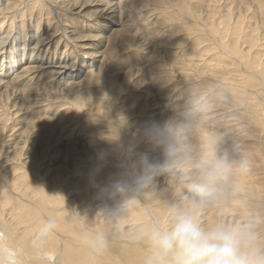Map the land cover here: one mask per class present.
<instances>
[{
    "label": "bare ground",
    "instance_id": "6f19581e",
    "mask_svg": "<svg viewBox=\"0 0 264 264\" xmlns=\"http://www.w3.org/2000/svg\"><path fill=\"white\" fill-rule=\"evenodd\" d=\"M51 1L58 4L54 14L44 0L0 2V30L10 25L0 31V57L10 53L13 63L33 59L19 63L9 82L4 77L13 65L3 67V61L0 86L34 80L54 83L59 87L52 89L64 99L60 107L66 109L49 117L54 98L35 100L39 115L33 120L39 124L30 130L28 144L24 138L8 144L11 134L5 130L11 118L2 111L0 257L8 249L12 264H165L144 233L162 225L172 210L186 206L193 195L191 185L201 182L198 165L209 158L225 163L227 171L210 186V203L200 210L203 225L252 224L254 249L264 260V0L255 5L258 25L252 21L255 14L246 12L250 0H150L171 37L164 46L166 55L149 69L158 82L154 95L137 91L135 85L130 92L127 71H117L125 63L118 43L133 45L121 18L129 13L132 0H93L101 8L82 14L86 3L81 0ZM42 16L54 24L40 32ZM94 17L107 20L95 21L99 27L107 25L108 32L98 60L87 41L98 35L80 34L87 18ZM26 23L33 29L26 38L35 39L27 51L21 41ZM51 46L53 52L48 53ZM138 50L135 45L132 53ZM80 59L82 70L77 67ZM114 64L119 66L116 70ZM78 72H83L81 79ZM174 77L184 83L180 93L190 96L194 106L188 108L185 122L189 142L177 140L180 108L169 105L172 112L165 118L158 104L162 101L165 107L172 92L180 94L170 81ZM167 80L171 87H165L170 85ZM70 87L79 89L72 92ZM143 120L149 126L140 125ZM38 125L43 129L36 131ZM25 144L29 151L22 153ZM154 144L160 151H154ZM142 158L164 163L157 169L164 172L154 169L147 185L136 179ZM242 160L246 167H241Z\"/></svg>",
    "mask_w": 264,
    "mask_h": 264
},
{
    "label": "rangeland",
    "instance_id": "374dc122",
    "mask_svg": "<svg viewBox=\"0 0 264 264\" xmlns=\"http://www.w3.org/2000/svg\"><path fill=\"white\" fill-rule=\"evenodd\" d=\"M71 1H73V0H71ZM81 1L86 3V5L82 7V9L80 11V14H82L83 11H87V10L89 11V10H95V9L101 8V6H99L98 4H94L95 1H93V0H85V1L81 0ZM0 2H2V0H0ZM44 2H45L46 7H48V8L50 7L49 10L52 12V14H54L55 11L57 10V8H55L57 3L56 2H52L51 0H44ZM131 2H133V4L130 6L131 9H130L129 13L127 14V16L125 18L123 17V13H122L121 14V18H122V20L124 19V21L126 20L127 29L129 31L126 34H129L131 37H133L131 39V43H133V45H129L128 47H126L124 44H122V43L119 44L118 43V55L120 54L119 56L125 57L124 58V62L125 63L123 65H119L120 68L123 67V69H118L117 71H120V70L122 72L127 71L128 76H129V80H128L129 81V83H128L129 88H132L135 85V89H137V91H148V92H150L151 95H154L155 89H154L153 86H156L158 82L157 81L155 82V79L153 80V78H152L153 75L150 74L149 69L151 68L152 63H153L154 60H161L166 55L165 51H164L165 50L164 46L167 45L166 44L167 41L171 42V37H167L168 34H169L168 33V25H167V23H162V22L159 21L160 17L158 16V9H156L157 5L154 4V2H152L150 0H132ZM80 4L81 3H78V5H80ZM219 4L221 6L225 5L224 1L222 3L220 1ZM257 4H258L257 0H252V2L250 0V1H247V4L245 3V8L246 7L248 8L246 10V12H251V13L255 14V16L253 17L252 21L254 22V24L257 23V25H258L259 21H261V19H260L259 15H258L259 11L257 12L258 7L255 6ZM202 5L203 6H201V8L205 9L206 3L204 2ZM201 8H199V9L201 10ZM253 8H255V9H253ZM78 9L79 8L75 9L74 11H76ZM238 10L243 14L241 8H238ZM201 11H202V13H204L203 10H201ZM69 12H70V10H68L66 14L68 16H72V15H69L70 14ZM49 17H51V14H50ZM46 18H47L46 16H42L41 17V20H40L41 24H40V28H39L40 32H42L43 29L46 28V27H44L46 25H49L51 28L53 27L54 20L51 21L50 24H47L46 21L49 18H47V19ZM51 18H50V20H51ZM80 18H83V17H80ZM242 19L246 22L247 21V15H244ZM95 21L96 22L99 21V23H100V22H106L107 20H102V19H99L97 17L87 18V23H85L84 25L86 26V25L90 24L92 27H90L89 29H85V26H84L83 30L81 29L80 34L85 32L84 34L98 35V36H96L94 38L92 36V40H90V39L87 40L88 42H90L92 44V51H93V53H95V55H98V56L95 57V59L98 60V59L101 58L99 55H100L101 51L104 49V47L106 45V41L104 40V37L108 34V32H107V29H106L107 25H105L104 27H99L100 24H96ZM33 24L34 23H32V25ZM5 25L2 26L0 31H4V30L7 29V27L10 26V25L5 26ZM15 25H17V22L15 23ZM11 28L13 29V25L11 26ZM25 29H26V33H25L26 36H25V38H23V40L21 39V41L22 42H26L25 45H22V47L25 48V51H27V49L29 50V48L32 47V45L35 42V39L26 38L28 33H31V32L33 33V29L31 30V28L27 25V23H26V28ZM69 29H71V28H68L67 30H69ZM97 30H99V31H97ZM22 32L20 33L21 35L19 36V38L22 36ZM11 33H13V32H11ZM14 36H15V34H14ZM16 38H17V35H16ZM19 38L17 40H19ZM28 40H30V41H28ZM140 44H142L143 46L140 45ZM135 45L140 47V49L142 51L138 50L137 53L135 51H133V53H132V49H133V47ZM157 46H160V47H157ZM182 47L183 48L187 47V45L186 46H182ZM14 49H16V48H14ZM157 49H158L159 52L157 51ZM181 50L182 49H179L178 52H180ZM10 51L12 53V50H10ZM60 51H61V48L56 49L55 56L58 55L60 53ZM52 52H53V47L51 46L50 50L48 51V53H52ZM160 52L162 54H160ZM138 53H140L139 54L140 57H138ZM133 54L134 55L136 54L137 57L133 56ZM157 54H159V55H157ZM9 55H12V54L4 53L0 57V68H1V63L3 61H4L3 67L5 65L9 66V64L11 66L13 65L12 66V70L10 71V74L4 77L5 81H7V82H9V79H11V77L13 76V73H11V72H13V70H15L17 68V65H19V63L20 64L21 63L24 64L25 62L27 63L29 60L31 61V59H32V58H29V57H24L21 61L19 60L18 62L13 63V62H11V59H10ZM127 56L129 58H127ZM69 58H70V56H69ZM12 59H14V58H12ZM16 59H19V58L16 57ZM85 59H88V58H85ZM85 61H87V60H85ZM88 62L89 61H87L86 64L89 65ZM77 64H78L77 67H78L79 70H82L83 67L85 66L84 63L81 62V59H80V62H78ZM94 64H95V62H94ZM119 66L115 65V64L111 65L112 69L114 68V70H116L115 68H118ZM2 71H3V69H2ZM81 73H83V72H80V73L78 72V76L81 75ZM174 74H175V76H177V73H174ZM78 76H76V77H78ZM0 78H1V76H0ZM150 78H152V80H153L152 81V83H153L152 86L148 85V83H147ZM178 78L179 77H174V80L171 79L170 81H172V82L175 81V83H176V86L174 88L176 90L175 92L178 93V91H179V93H180L181 92L180 90H182L184 88L183 87L184 83H182L181 81H178ZM80 79H81V77H80ZM40 81H42V80H38L36 82H35V80L33 82L30 81L31 83L28 82V85L27 84L23 85L21 83L20 84L8 83V84H5V85L3 84L2 86H0V115H1L0 118H2L4 116L3 112H6L5 114H8V116L5 115V117H9L10 116V118H11V119H9L8 125L6 126V130H5V132H6L5 134L6 135H8L9 133L11 134V135H9L7 137V139H9L8 144H10V140H12V139H13V141H15L14 139H16L18 141H21L22 138H24V139H22L23 141H25V140L30 141L31 140V137H30V134H29L30 130H32L35 127V125L39 124V122L37 123V121L35 122L33 120V118L36 117V115H39V113H37L38 112L37 111L38 107L35 105V100L40 102L41 99H45L46 97H48V98H52L53 97L54 98V100L52 102V104L53 103L54 104H53L51 109H53V107H55V109L51 110L52 115L48 113L46 116H49V117L57 116V115H60V113H62V111L66 112V109L60 107V102L64 100V99H60V98L57 97L58 94H60V92L58 90L52 89V88H55V87H59V85H56L54 83H49L50 84L49 85V84H46L44 82V80L42 82H40ZM170 81L167 80V83L170 84L171 83ZM144 84H145L146 87L144 86ZM162 86H164V85H162ZM169 86L171 87V84L170 85L167 84L165 87L167 88ZM165 87H162V88H165ZM70 88H69V91L73 92L75 90H78L81 87L80 86H79V88L78 87H74L75 90H74V88H71V89ZM169 90L170 89H167L165 91L168 92ZM49 91H51V92H49ZM129 91L131 92V91H134V90L132 88V90L130 89ZM129 91H127V92H129ZM262 92L264 93L263 89H262ZM129 94H131V93H129ZM172 94L173 95H172L171 101H170L171 103L168 101V103H165V107H163L162 101H161V103H158L160 105V108L163 109V111L161 110V113L163 114L162 117L166 118L167 116H169L171 114V112H172L170 110L171 106H169V105L172 104L173 106H175L174 108H180L179 109L180 113L176 115L177 123H179V124L176 123L177 127H178L177 128V131H178V133H177L178 139L177 140H178V142H180V141L187 142L189 137L187 136L188 127H187V124L185 122H186V118H187L188 113L190 114V112H189L190 110L188 111V108L192 109V107H194V106L192 105L193 103L190 104L191 103L190 102V96H187L186 93H180L179 95H176L175 93L172 92ZM124 96L126 97L125 94H124ZM176 96H177V99H176ZM167 98H168V96H167ZM172 98L174 100H176V101L172 100ZM161 99L163 100L162 95H160V100ZM149 100H152V98H149ZM30 101H32V102H30ZM32 103L34 104L33 105L34 107L31 106ZM57 103H58V105H57ZM159 105H158V107H159ZM23 106H24V108H23ZM185 107H186L187 111H185V109H183ZM183 111H185V112H183ZM156 112L159 113V110L157 109ZM182 113H186V114H182ZM42 114H45V113H40V116ZM180 119H181V121H179ZM144 122L147 123L148 121L146 122L145 120H143L139 124L143 125V126H149V122L147 123V125H145ZM151 124L152 123L150 122V125ZM41 126L42 125L36 126L35 130L36 131L42 130L43 126L42 127ZM38 127H40V128H38ZM18 130H19V132H18ZM76 130L77 129H75V131H73V134H71V137H74V135H75L74 133H77ZM13 131H14L15 134L13 133ZM150 133H153V132L151 131ZM139 134H140V132H139ZM28 141H25V143L28 144ZM65 142H66V140H65ZM26 144L24 145V149L22 150V153L29 151V149H27V145ZM4 146H6V145H4ZM153 146H154V149H155L154 151H156L157 145L155 146V144H154ZM9 149H11V148L9 147ZM154 151H152L150 154H152ZM158 151H160V150H158ZM155 163L157 165L155 167L156 171H157L158 168H160L161 166L164 165L163 162H159V161H156ZM176 169H178V168H176ZM163 172H164L163 170H158L157 171V173H160V174H162ZM0 236H1V234H0ZM7 251H8L7 255H3V256L0 257V264H12L13 260L11 259V256H9V253L11 252V250L7 249ZM53 259H54V257H53ZM14 261H16V258L14 259ZM51 261H53L52 258H51Z\"/></svg>",
    "mask_w": 264,
    "mask_h": 264
},
{
    "label": "clouds",
    "instance_id": "9594fccd",
    "mask_svg": "<svg viewBox=\"0 0 264 264\" xmlns=\"http://www.w3.org/2000/svg\"><path fill=\"white\" fill-rule=\"evenodd\" d=\"M142 164L136 179L147 185L156 164L147 158H142ZM246 166L247 161L242 160L241 167ZM198 167L201 182L191 185L193 195L186 206L172 210L162 225L144 233L152 246L165 264H264L254 249L256 234L252 224L203 225L200 210L210 203V186L224 178L227 165L219 159L204 158Z\"/></svg>",
    "mask_w": 264,
    "mask_h": 264
}]
</instances>
